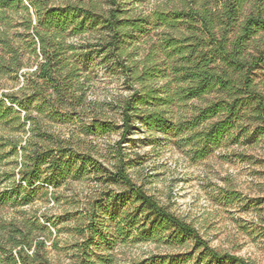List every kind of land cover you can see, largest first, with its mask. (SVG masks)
I'll use <instances>...</instances> for the list:
<instances>
[{"label": "trees", "instance_id": "trees-1", "mask_svg": "<svg viewBox=\"0 0 264 264\" xmlns=\"http://www.w3.org/2000/svg\"><path fill=\"white\" fill-rule=\"evenodd\" d=\"M54 1L0 0V74L18 77L32 68L24 62V50L33 48L36 58L23 85L0 97V134L8 132L0 135V162L5 157L17 162L0 204L22 207L38 194L47 196L45 186L56 190L90 176L124 191L100 197L81 215L83 241L69 264H117L110 252L114 243L131 237L193 247L173 257L152 255L142 264H258L212 246L197 227L136 182L123 144L137 124L163 134L187 133L180 140L192 145L198 159L236 132L249 142L264 140V0H179L147 15L127 9L136 0H107V7L98 1ZM14 16L23 32L11 30ZM154 31L158 42L135 59L133 41ZM95 58L121 74L131 90L116 105L121 124L102 114L107 105L87 100L85 85ZM195 101L201 105L191 116L175 119L174 108ZM71 122L86 136L120 132L112 168L101 161L104 155L81 150L53 130L55 123ZM20 132L29 133L25 141ZM123 204L131 208L115 216L114 208ZM3 230L0 263L54 264L45 234L49 227L15 218ZM100 244L105 253L95 250Z\"/></svg>", "mask_w": 264, "mask_h": 264}, {"label": "rangeland", "instance_id": "rangeland-1", "mask_svg": "<svg viewBox=\"0 0 264 264\" xmlns=\"http://www.w3.org/2000/svg\"><path fill=\"white\" fill-rule=\"evenodd\" d=\"M96 1L107 7V0L54 2L94 4ZM178 1L136 0L130 1L127 9L131 14L147 15L158 9H167L178 4ZM10 26L13 32H23L21 20L15 16ZM159 39L160 34L154 31L149 36L138 37L133 41L135 59H142L150 46ZM91 41L94 43L95 40ZM32 49L22 51L24 62L31 64L32 68L25 67L18 77L15 73L0 74V97L17 91L25 81L24 74L35 70L33 64L36 58ZM91 65L90 70L88 69L90 77L85 85L87 100L107 105L102 114L121 124L120 109L116 105L131 94L129 85L121 74H113L102 64L100 58L93 59ZM112 101L114 103L109 104ZM197 105L201 103L195 101L186 108H174L177 115L175 119L178 120L183 115L191 116ZM204 127L205 125L202 129ZM53 128L62 137L73 139L75 147L84 151L92 150L97 157L104 155L100 159L105 166L112 168L116 163L114 151L121 139L120 132L107 136H86L72 122L55 123ZM1 133L0 135L8 134L6 130ZM187 135H176L175 131L167 134L149 131L137 124L123 144L124 152L128 158L133 159L132 167L129 168L131 176L162 204L197 227L212 246L264 264V140L255 138L253 142H249L245 134L236 132L214 148L207 157L198 159L191 149L192 145L180 140ZM28 136V132L19 133L24 141ZM9 151L10 148L5 150L6 153ZM15 159L5 157L0 162V194L10 189L13 183L8 178L17 167ZM45 188L49 191L47 196L38 194L32 202L22 207L11 203L0 204V240H3L4 227L12 219L42 223L51 231L45 234L50 238L48 246L53 263L69 264L77 251L75 247L83 241L81 227L86 222L81 220V215L88 213L100 197L123 192L124 188L121 185L103 184L90 176L69 180L56 190L52 186ZM130 208V204H123L114 208V215H121ZM106 217L107 221L109 216ZM106 225L113 227L115 223ZM54 240L57 241L55 247L52 245ZM192 249L191 245L172 248L164 242L138 241L131 237L126 241L115 242L110 252L115 255L117 264H142L152 255L173 257L190 253ZM95 250L105 253L106 246L100 244Z\"/></svg>", "mask_w": 264, "mask_h": 264}]
</instances>
